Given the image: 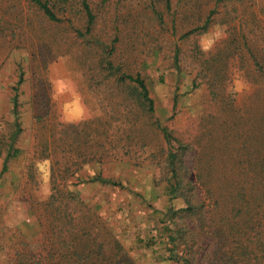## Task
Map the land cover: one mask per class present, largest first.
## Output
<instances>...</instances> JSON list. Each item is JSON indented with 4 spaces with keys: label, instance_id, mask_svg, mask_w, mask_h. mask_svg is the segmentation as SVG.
Returning a JSON list of instances; mask_svg holds the SVG:
<instances>
[{
    "label": "trees",
    "instance_id": "16d2710c",
    "mask_svg": "<svg viewBox=\"0 0 264 264\" xmlns=\"http://www.w3.org/2000/svg\"><path fill=\"white\" fill-rule=\"evenodd\" d=\"M141 1L163 31L179 32L181 40L196 39L215 26L225 29L219 46L207 54L200 52L196 59L200 82L194 80L192 89L204 85L208 105L197 108L196 126L181 131L175 125H163L154 117L155 103L146 81L140 75L123 73L116 82L129 84L132 105L140 113L134 114L128 132L121 129L117 135L108 118L63 124L53 123L48 113L39 112L33 150L52 164V193L43 202L33 201L41 229L23 244L15 264H140L133 249L126 247L123 230L118 232L99 205L91 204L71 186L99 183L124 190L121 182L104 177L102 170L88 179L78 173L89 163L104 167L123 162L135 147L151 146L152 136L144 126L161 137L165 194L172 203L182 202L180 208L168 207L160 221L165 224L163 233L152 237V243L158 242L167 255L162 260L172 264H264V0ZM27 2L48 21H64L68 0ZM84 9L91 26L96 15L87 2ZM2 25L0 33H7L4 44L11 46L17 27L12 21ZM182 55L178 46L175 61L179 71ZM235 72L248 85L247 93L240 95L230 89ZM24 82L25 71L20 66L11 99L14 122L0 177L22 153L16 143L23 132L20 89ZM177 103L176 96L175 106ZM73 179L78 182L71 183ZM142 242L137 238V244Z\"/></svg>",
    "mask_w": 264,
    "mask_h": 264
},
{
    "label": "rangeland",
    "instance_id": "374dc122",
    "mask_svg": "<svg viewBox=\"0 0 264 264\" xmlns=\"http://www.w3.org/2000/svg\"><path fill=\"white\" fill-rule=\"evenodd\" d=\"M84 2L96 15L91 26ZM144 7V1L140 0H68L67 12L61 16L64 21L53 23L27 0H4L0 5V20L3 19L0 27H5L2 24L6 21H12L17 27V37L11 46L4 44L3 36L7 33H0V63L8 56L0 67V173L14 122L13 88L19 80V67L25 71V82L20 89L23 132L16 143L22 153L0 177V255L7 257L0 260V264H15L16 254L23 244L39 233L41 226L33 201L43 202L52 193V164L50 160L38 158L33 146L37 115L48 113L53 123L61 122L58 105L52 104L50 85L46 81L47 65L55 60L53 52L57 56H70L69 67L82 74L77 83L88 108L84 121L108 118L111 130L117 135L121 129L128 132L134 114H140L132 105L134 97L129 84L116 82L117 76L128 73L140 75L146 81L155 103L154 117L161 124L175 125L181 131L197 125L196 110L206 107L209 97L204 85L198 90L192 89L194 80L200 82L196 59L202 52V38L214 39L217 26L196 39L181 40V33L163 31L155 15ZM219 28L223 38L215 47L226 36L225 29ZM178 46L184 54L180 71L175 61ZM107 63L112 64L114 70ZM235 74L230 89L240 95L247 93L250 89L240 72ZM237 80L246 85L243 91L236 90ZM144 129L152 136L151 146L135 147L123 162H112L104 167L89 163L78 173L88 179L102 170L104 177L121 182L126 187L124 190L99 183L71 186V190L91 204L99 205L117 231L123 230V241L128 249H133L132 254L140 264H172L162 260L166 255L160 250L163 247L157 245L158 242L153 244L152 237L163 233L165 224L160 221L165 218L168 207L180 208L182 202L172 203L166 196L161 137L150 133L147 126ZM77 182L76 179L71 181ZM137 238L143 242L137 244ZM151 243L152 246L145 249L144 246Z\"/></svg>",
    "mask_w": 264,
    "mask_h": 264
},
{
    "label": "clouds",
    "instance_id": "9594fccd",
    "mask_svg": "<svg viewBox=\"0 0 264 264\" xmlns=\"http://www.w3.org/2000/svg\"><path fill=\"white\" fill-rule=\"evenodd\" d=\"M223 38V32L217 26L214 39L205 41L201 40V50L204 53H210L217 41ZM55 60L50 61L47 65L49 73L47 82L50 85V99L52 104H57L59 108V119L65 124H77L84 121L88 115V108L81 95L77 81L82 78L79 71H74L69 67L70 56H57L53 52ZM236 90L243 91L246 85L237 80L235 82ZM6 256L0 255V260H6Z\"/></svg>",
    "mask_w": 264,
    "mask_h": 264
}]
</instances>
